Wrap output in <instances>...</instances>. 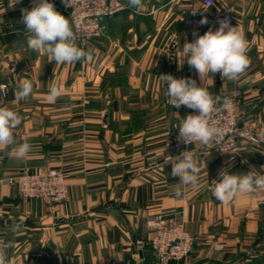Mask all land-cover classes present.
Segmentation results:
<instances>
[{
  "label": "crops",
  "instance_id": "obj_1",
  "mask_svg": "<svg viewBox=\"0 0 264 264\" xmlns=\"http://www.w3.org/2000/svg\"><path fill=\"white\" fill-rule=\"evenodd\" d=\"M54 1L69 18L63 0ZM122 1L125 8L107 19L103 36L76 41L90 59L57 64L27 46L20 9L30 10L36 0H21L15 9L0 0V85L7 88L0 101L10 106L22 79L34 83L31 97L10 106L23 118L16 141H27L31 151L23 159L0 151V247L7 264H158L147 217L171 211L179 212L195 244L189 256L168 264H264V190L239 194L228 205L212 193L223 169L264 174V0L212 6L143 0L138 11ZM224 9L246 37L250 66L239 80L217 73L205 86L214 96L241 92L239 124L251 125L262 145L239 138L229 153L194 145L199 182L182 186L177 198L179 180L164 143L190 108L167 103L158 75L204 86L184 61L183 45L218 29L213 20ZM53 84L61 88L54 102L47 99ZM48 167L66 173L69 193L60 204L25 198L17 183L3 182L21 169Z\"/></svg>",
  "mask_w": 264,
  "mask_h": 264
},
{
  "label": "clouds",
  "instance_id": "obj_2",
  "mask_svg": "<svg viewBox=\"0 0 264 264\" xmlns=\"http://www.w3.org/2000/svg\"><path fill=\"white\" fill-rule=\"evenodd\" d=\"M65 6L71 7L68 0H63ZM21 0H9L8 7L15 9ZM128 7L140 10L144 7L143 0H127ZM22 22L25 25L27 46L30 50L43 51L50 61L57 64H75L91 58V53L77 45L78 30L70 18H66L55 9L49 0H36L33 7L20 9ZM207 19L201 20V24ZM248 44L239 26L233 27L228 20H221L215 31L209 29L199 35L193 42L183 45L184 61L194 68L204 86H198L196 80L175 78L170 74L158 75L165 86L167 103L172 107L186 106L198 114H189L182 118L178 125L179 136L185 144L199 142L208 145L213 140H219L222 130L214 126V114L218 110H230L233 101L229 97L214 96L205 86L206 78L219 73L223 80H239L250 66L247 55ZM183 63H181L182 65ZM0 92H7L0 85ZM34 93V83L31 79H22L14 92L15 100L11 105L26 100ZM61 96L59 84H53L47 93V99L54 102ZM10 105V106H11ZM219 105V108H218ZM0 101V151L16 159H23L31 151L27 141L18 143L15 133L22 125V116L12 107ZM264 141V133H261ZM197 154L184 151L179 156H171L172 176L178 178L179 184L174 187L177 198L182 196V186L196 185L200 178V168ZM219 180H214L212 193L216 200L228 205L237 195L264 190V174L248 171L246 173H230L223 169ZM0 264H7L6 254L0 247Z\"/></svg>",
  "mask_w": 264,
  "mask_h": 264
},
{
  "label": "built area",
  "instance_id": "obj_3",
  "mask_svg": "<svg viewBox=\"0 0 264 264\" xmlns=\"http://www.w3.org/2000/svg\"><path fill=\"white\" fill-rule=\"evenodd\" d=\"M54 3V0H49ZM216 0H203L205 6H212ZM71 7L62 4V10L68 15L73 26L78 30L77 41L80 44L101 37L107 30V19L117 15L125 8L122 0H68ZM233 24L234 15L231 10L224 9L215 14L213 24L219 27L221 20ZM4 93V92H2ZM240 91L233 92L229 98L233 101L230 110H218L214 114L213 124L222 130L219 140H213L208 145L199 142L191 145L177 139L178 130L165 141L164 149L169 152L166 158L184 151H191L198 144L203 148H216L222 153H229L238 148L239 138L246 139L255 145L260 144V138L250 128L239 124L238 97ZM219 108V105H218ZM189 114H198L189 109ZM185 116V117H186ZM3 182L17 183L20 194L25 197L39 198L47 205L60 204L68 198L66 173L58 167H48L41 171H30L26 168L19 170ZM150 231V247L158 264H168L189 256L195 244V236L186 228L185 222L178 211L151 214L147 217Z\"/></svg>",
  "mask_w": 264,
  "mask_h": 264
},
{
  "label": "rangeland",
  "instance_id": "obj_4",
  "mask_svg": "<svg viewBox=\"0 0 264 264\" xmlns=\"http://www.w3.org/2000/svg\"><path fill=\"white\" fill-rule=\"evenodd\" d=\"M232 94H233V93H232ZM232 94H231V95H232ZM240 95H241V93H240ZM241 126L248 127V128H250L252 131H254V130H255V129H253V128H252V126H251V125H241ZM254 132H255V131H254ZM260 145H262V144H261V140H260Z\"/></svg>",
  "mask_w": 264,
  "mask_h": 264
}]
</instances>
